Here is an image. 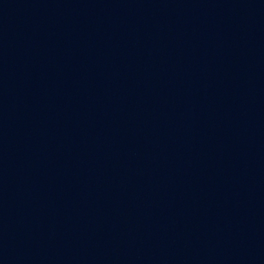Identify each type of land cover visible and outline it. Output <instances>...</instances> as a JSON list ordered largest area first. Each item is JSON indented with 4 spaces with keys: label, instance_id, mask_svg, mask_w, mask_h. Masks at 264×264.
Masks as SVG:
<instances>
[{
    "label": "water",
    "instance_id": "1",
    "mask_svg": "<svg viewBox=\"0 0 264 264\" xmlns=\"http://www.w3.org/2000/svg\"><path fill=\"white\" fill-rule=\"evenodd\" d=\"M0 264H264V0H0Z\"/></svg>",
    "mask_w": 264,
    "mask_h": 264
}]
</instances>
